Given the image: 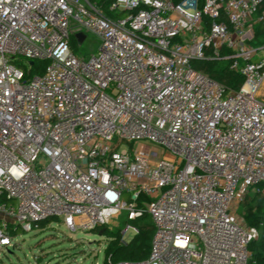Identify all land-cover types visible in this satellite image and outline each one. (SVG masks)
I'll return each instance as SVG.
<instances>
[{
    "label": "built area",
    "instance_id": "obj_1",
    "mask_svg": "<svg viewBox=\"0 0 264 264\" xmlns=\"http://www.w3.org/2000/svg\"><path fill=\"white\" fill-rule=\"evenodd\" d=\"M109 10L0 0V248L17 246L13 224L91 230L146 212L149 257L108 264H250L260 232L239 206L264 195V42L253 43L264 0ZM86 32L101 39L89 57L74 41ZM196 59L226 62L242 85L229 90ZM36 60L47 65L32 76Z\"/></svg>",
    "mask_w": 264,
    "mask_h": 264
},
{
    "label": "rangeland",
    "instance_id": "obj_2",
    "mask_svg": "<svg viewBox=\"0 0 264 264\" xmlns=\"http://www.w3.org/2000/svg\"><path fill=\"white\" fill-rule=\"evenodd\" d=\"M85 42H75L79 54L89 57L100 47L101 39L90 32H86ZM28 68V65L26 66ZM34 76V74H32ZM258 98L264 102V85L260 89ZM133 147L136 144H132ZM152 143L146 146L149 150ZM161 154L164 150L160 149ZM160 154V155H161ZM242 212L239 206V212ZM126 211L118 218H113L106 225L110 230L121 232L125 239L133 236L134 231L127 226ZM13 234L17 246L0 248V264H104L106 248L109 244L108 236L104 231L96 228L91 230H70L62 218H52L42 223L40 229L24 230L21 226Z\"/></svg>",
    "mask_w": 264,
    "mask_h": 264
},
{
    "label": "trees",
    "instance_id": "obj_3",
    "mask_svg": "<svg viewBox=\"0 0 264 264\" xmlns=\"http://www.w3.org/2000/svg\"><path fill=\"white\" fill-rule=\"evenodd\" d=\"M97 3L103 12L111 16L109 5L112 0H91ZM178 2L180 0H174ZM263 28L257 27L256 38L253 43L259 44L264 42ZM47 65L45 60H36L33 63L32 74L40 75L44 72ZM192 65L195 69L200 70L216 81L224 84L229 90L238 89L244 78L241 74L230 69L229 65L220 60H193ZM240 209L248 225L259 229V237L250 243L251 252L250 264H264V195L261 193L250 192L246 195L240 204ZM129 225L136 228L133 236L125 239L121 232L110 230L107 226H100L96 229L104 231L108 236L109 244L105 250L106 259L104 264L109 261L118 262L122 260L141 261L149 257L151 251L152 239L155 233V226L148 215L144 213L134 220H128Z\"/></svg>",
    "mask_w": 264,
    "mask_h": 264
},
{
    "label": "water",
    "instance_id": "obj_4",
    "mask_svg": "<svg viewBox=\"0 0 264 264\" xmlns=\"http://www.w3.org/2000/svg\"><path fill=\"white\" fill-rule=\"evenodd\" d=\"M78 37L80 38V40H83L85 36L80 33V34H78Z\"/></svg>",
    "mask_w": 264,
    "mask_h": 264
}]
</instances>
